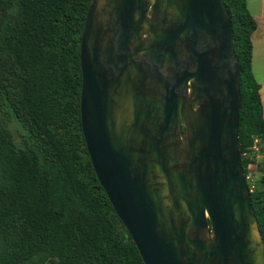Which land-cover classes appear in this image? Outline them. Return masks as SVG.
Masks as SVG:
<instances>
[{"label": "water", "instance_id": "1", "mask_svg": "<svg viewBox=\"0 0 264 264\" xmlns=\"http://www.w3.org/2000/svg\"><path fill=\"white\" fill-rule=\"evenodd\" d=\"M82 132L144 264H264L224 0H91Z\"/></svg>", "mask_w": 264, "mask_h": 264}, {"label": "trees", "instance_id": "2", "mask_svg": "<svg viewBox=\"0 0 264 264\" xmlns=\"http://www.w3.org/2000/svg\"><path fill=\"white\" fill-rule=\"evenodd\" d=\"M224 1L241 70L239 149L245 175H255L251 200L264 240V158L252 151L259 140L264 152L252 70L257 22L247 0ZM90 3L0 0V264H144L82 132L80 45Z\"/></svg>", "mask_w": 264, "mask_h": 264}, {"label": "crops", "instance_id": "3", "mask_svg": "<svg viewBox=\"0 0 264 264\" xmlns=\"http://www.w3.org/2000/svg\"><path fill=\"white\" fill-rule=\"evenodd\" d=\"M247 8L257 22V29L252 35V70L257 82L261 85L260 94L264 116V81L259 78V76L264 77V0H247Z\"/></svg>", "mask_w": 264, "mask_h": 264}, {"label": "built area", "instance_id": "4", "mask_svg": "<svg viewBox=\"0 0 264 264\" xmlns=\"http://www.w3.org/2000/svg\"><path fill=\"white\" fill-rule=\"evenodd\" d=\"M259 145H260L259 140H255L254 146L252 147V151L255 153L257 159H263L264 158V152H260V146ZM244 157L245 158L252 157V154L249 152H245ZM245 177H246L247 185H248V182L251 184L250 186L248 185V187L250 189V192L252 193L255 190V185H254L255 175L249 174L248 176L245 175Z\"/></svg>", "mask_w": 264, "mask_h": 264}, {"label": "rangeland", "instance_id": "5", "mask_svg": "<svg viewBox=\"0 0 264 264\" xmlns=\"http://www.w3.org/2000/svg\"><path fill=\"white\" fill-rule=\"evenodd\" d=\"M261 71H262V70H261ZM258 74H259V73H258ZM259 78H260L262 81H264V77H260V76H259ZM259 146H260V152H262V150H263V149H262L263 144H262V145L260 144ZM122 234H125V235H126V232H122Z\"/></svg>", "mask_w": 264, "mask_h": 264}]
</instances>
